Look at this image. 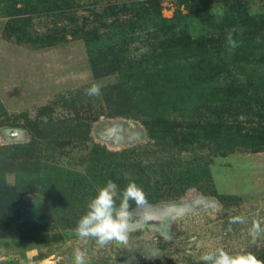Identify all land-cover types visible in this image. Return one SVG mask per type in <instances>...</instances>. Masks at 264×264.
<instances>
[{
    "label": "rangeland",
    "instance_id": "374dc122",
    "mask_svg": "<svg viewBox=\"0 0 264 264\" xmlns=\"http://www.w3.org/2000/svg\"><path fill=\"white\" fill-rule=\"evenodd\" d=\"M146 1L0 0V41L19 52L75 42L90 70L74 87L14 113L0 100V180L28 181L9 202L0 198V264H73L76 249L87 264H205L200 256L218 248L264 261V232L255 244L250 235L254 220L264 229V148L226 151L213 139L233 124L264 126L257 108H238L226 102L236 95L221 92L248 80L230 63L258 67L264 80V0H200L188 16L181 0H156L166 23L146 5L142 13ZM121 4L132 12L117 13ZM178 15L191 42L227 47L228 57L215 59L229 72L207 77L192 70L193 59L167 58L180 42L169 21ZM84 41L98 44L90 56ZM0 60V79L22 75L9 56ZM94 84L101 94L86 95ZM22 148L38 171H18ZM109 179L118 193L134 181L147 202L130 201L127 244L100 247L74 229ZM237 216L246 222L233 223Z\"/></svg>",
    "mask_w": 264,
    "mask_h": 264
},
{
    "label": "trees",
    "instance_id": "16d2710c",
    "mask_svg": "<svg viewBox=\"0 0 264 264\" xmlns=\"http://www.w3.org/2000/svg\"><path fill=\"white\" fill-rule=\"evenodd\" d=\"M181 4H184L186 6V10H188V13L185 16H188L191 12L195 11L196 8L200 7L202 8V2L199 0H181L179 1ZM142 7V13H144V7L145 5L152 9L153 15L157 16L159 21L166 23V20L160 19L159 16V10L157 7L156 0H148L146 2H143ZM202 5V6H201ZM134 10V9H133ZM127 12H132L131 9L124 8L123 4L119 7L117 13L124 14ZM180 18L171 19L170 22H174L173 25L170 27L171 29L176 28L179 29L177 31V34L180 36L179 41H176L171 45V47L168 50V53H170L167 58L172 59V63H175L176 61L180 62H190V59H193V69L195 73L200 74H206L207 72H210L209 74H206L205 76L210 77L215 75L214 72H219L220 70L229 72V66H226L224 63L218 62L215 58H217L219 55H223L224 57H228V49L227 47L224 49L221 47L220 43L216 41L212 42H204L202 44H199L196 42H191L190 37L187 35V31L185 28L181 26L183 23L182 17H185L184 15H178ZM179 19V21L175 24V22ZM168 29V27H167ZM6 27L4 28L3 34H6ZM94 38L98 39V41H101V37L94 35ZM85 45L87 47V54L88 56L91 55V49L98 45L95 41H84ZM177 46V47H176ZM221 47V48H220ZM167 53V54H168ZM165 57V56H164ZM198 59V60H196ZM214 60L216 62H214ZM232 65V70L235 74H238L240 76H248V80L245 81L244 87H235L232 88L221 87V92L230 94V95H236L240 100L236 97L233 100H226V102L230 104H237L239 106L238 108L245 106H252L254 108H257L261 114L257 116L258 118H264V80L263 77H260V79L257 77L258 74L260 75L261 72L258 70V67H252V68H246L242 67L241 65H236L233 63H230ZM194 66L196 68H194ZM263 75V74H261ZM241 95V97L239 96ZM250 113H253L249 111ZM209 128L208 126H205ZM200 130V129H199ZM212 134V133H211ZM210 134V137H211ZM209 137V138H210ZM213 139L226 143V151L231 150L230 148H241V149H248L252 152H255L256 150H260L264 148V126L263 128H258L257 130H253L249 127H241L238 124L231 125V129L226 128L225 132L219 133L214 132L213 133ZM229 142H234V144H231V147H228L230 145ZM222 148V147H221ZM31 156V151L26 148H22L19 150V153L16 155L17 159L20 160V163L17 164L16 168L20 173H28L32 171L33 169L35 171H38L39 169L36 168L37 162H30L28 161ZM58 169H52V172H56ZM16 172V171H15ZM28 184V181L17 183L14 186H8L4 184L2 179L0 180V198L5 201L9 202V197L13 195H18L19 191L22 192L23 188H26ZM52 184V183H51ZM51 184H48L51 185ZM26 185V186H25Z\"/></svg>",
    "mask_w": 264,
    "mask_h": 264
},
{
    "label": "clouds",
    "instance_id": "9594fccd",
    "mask_svg": "<svg viewBox=\"0 0 264 264\" xmlns=\"http://www.w3.org/2000/svg\"><path fill=\"white\" fill-rule=\"evenodd\" d=\"M259 43V40H257ZM226 44L229 49L234 50L238 45L233 39L232 33L226 36ZM101 90L97 85H92L86 90L88 96H99ZM117 200L119 204L117 205ZM130 201L137 206L146 204V194L134 181L129 183L119 193L117 185L107 180L103 187H98L97 193L87 204L86 213L77 221L74 232L80 239H92L95 243L104 247L113 241L123 245L128 242L127 227L131 220ZM233 223H245V218L237 216ZM264 232L258 221L252 222L250 235L255 244L257 237ZM205 264H264L252 253L231 255L223 248L200 256ZM73 264H87L85 253L80 249L74 250Z\"/></svg>",
    "mask_w": 264,
    "mask_h": 264
},
{
    "label": "crops",
    "instance_id": "0c3cea01",
    "mask_svg": "<svg viewBox=\"0 0 264 264\" xmlns=\"http://www.w3.org/2000/svg\"><path fill=\"white\" fill-rule=\"evenodd\" d=\"M76 44L69 42L33 52L24 49L19 52L22 49L0 41V59L9 56L10 61L22 69V75L16 80L0 79V100L6 110L14 113L66 91L88 78L90 70L86 67L85 55L77 50ZM49 86L54 87L51 93L45 89ZM246 184L252 186L253 183Z\"/></svg>",
    "mask_w": 264,
    "mask_h": 264
}]
</instances>
